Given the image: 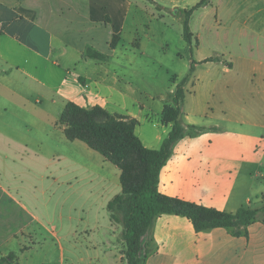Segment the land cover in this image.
Returning <instances> with one entry per match:
<instances>
[{"label": "crops", "instance_id": "obj_1", "mask_svg": "<svg viewBox=\"0 0 264 264\" xmlns=\"http://www.w3.org/2000/svg\"><path fill=\"white\" fill-rule=\"evenodd\" d=\"M146 1L0 0V112L36 126L37 120L28 114L43 104L57 116L68 103L86 110L99 106L116 118L135 120V135L142 145L159 150L173 127L162 123L165 95L146 94L136 84L134 68L142 66L153 23H159L155 17L165 24L167 16H174L167 15L166 6H159L156 14L148 12ZM157 1L152 4L158 5ZM167 1L171 9H188L200 0ZM235 1L211 0L190 17L197 45L190 62V87L179 105L180 121L203 130L173 145L158 186L164 196L227 213L251 207L244 181L264 178V0H242L245 7L232 9ZM237 15L238 20L232 19ZM226 24L234 29L233 40L224 37L236 44L234 53L207 47L214 25ZM203 49L208 53H201ZM87 50L104 58H89ZM209 58L217 60L205 62ZM57 116L51 119L59 129L57 138L98 163L104 190L101 208L106 214L101 219L106 218L111 229L106 208L121 192L116 185L120 170L83 142L67 140ZM254 192L261 201L264 183L257 184ZM12 206L21 213L22 227L11 229L2 239L0 257L12 253L5 247L6 238L12 241L18 235L21 252L20 242L26 234L34 236L32 227L37 224L36 217L0 183V209ZM110 236L116 238L114 232ZM25 253L28 250L21 255ZM117 253L112 254L114 261L125 264L118 248ZM144 264H264V217L255 218L246 234L234 236L225 228L196 232L186 217L158 216Z\"/></svg>", "mask_w": 264, "mask_h": 264}, {"label": "rangeland", "instance_id": "obj_2", "mask_svg": "<svg viewBox=\"0 0 264 264\" xmlns=\"http://www.w3.org/2000/svg\"><path fill=\"white\" fill-rule=\"evenodd\" d=\"M157 3L155 6L146 1L148 12L156 14L157 6H166L167 15L174 17L167 16L165 24L160 21V16L159 19L155 17L159 23H153V33L150 34L153 37L146 55L140 61L142 66H137L138 69L134 70L136 84L150 96L165 95L164 102L170 106L174 104L172 98L177 86L183 85L184 94L190 87V62L193 58V47L197 42L193 43L192 38L191 45H188L183 40V25L187 21L189 24L190 20L184 12L191 7L171 9L167 0H158ZM243 7L245 6L242 0L235 1L231 6L232 9ZM238 17L237 15L232 19L238 20ZM214 28L208 38L207 47L225 48L226 51L234 53L236 44L232 46L231 42L227 43L225 40L226 36L234 39L233 27L226 24L220 27L214 25ZM246 43L243 41V44ZM200 52L206 54L208 50L203 49ZM138 70L140 74L137 73ZM171 89H174L173 94H169ZM115 99L119 100L118 97ZM125 102L128 103L129 99L125 98ZM28 115L37 120L36 126L19 123L10 119L8 114L0 112V183L15 195L21 205L37 220V224L32 227L34 236L26 234L20 242L24 245L20 248L21 252L17 243L21 238L19 235L12 241L6 238L5 247L10 248V254L15 257L13 264H17L18 260L21 264L28 263L25 260L47 261L48 264H121L114 261L112 254L118 255L117 248L121 254L126 249L124 229L120 223L111 220L108 211L109 219L113 223L111 229L107 219H101L106 214L101 208V202L104 201L101 195L104 190L103 182H100L98 163L86 158L80 151V154L76 153L72 147H67V141L63 143L57 138L59 129L51 123L52 117L57 115L51 106L43 104L42 108L29 112ZM6 121L10 123L6 124ZM94 154L99 156L98 153ZM68 156L78 162L70 161ZM244 182L247 185L246 195L252 202L248 208L258 211L255 218H263L264 194L258 202L254 187L259 183L263 184L264 178L254 179L250 184ZM116 185L120 188L119 181ZM17 210L15 206L10 210L5 207L0 209V242L11 229L22 227L21 213ZM110 232H114L116 240L110 236ZM141 240L143 251H150L151 240L148 231ZM25 250H28V253L22 256L21 253Z\"/></svg>", "mask_w": 264, "mask_h": 264}, {"label": "trees", "instance_id": "obj_3", "mask_svg": "<svg viewBox=\"0 0 264 264\" xmlns=\"http://www.w3.org/2000/svg\"><path fill=\"white\" fill-rule=\"evenodd\" d=\"M147 1L153 3V0ZM210 1L200 0L184 14L190 19L196 10L209 5ZM115 39L113 37L111 46H114ZM183 40L191 45L192 33L188 21L183 25ZM85 55L98 60L104 58L92 50H87ZM213 60L217 59L209 58L205 62ZM189 73H192V67ZM183 99V85L180 84L172 98L173 107L164 105L162 110V123H173V127L159 150L142 145L135 135V120L116 118L102 108L85 110L68 103L58 118V124L64 126L63 134L67 140L83 142L120 170L121 192L107 204L106 209L111 220L123 226L126 249L121 255L126 264H144L151 250L143 251L141 237L148 231L151 240V229L158 216L173 214L186 217L196 232L225 228L231 230L234 236H240L246 234V227L255 220L258 212L241 207L235 213H227L159 193V175L170 157L173 145L184 136L203 130L201 127L182 125L179 105ZM14 259L13 254L0 257V264H13Z\"/></svg>", "mask_w": 264, "mask_h": 264}]
</instances>
